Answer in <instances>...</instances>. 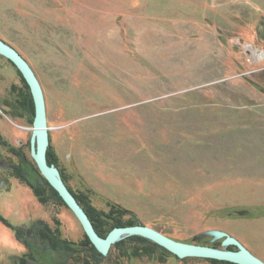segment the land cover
<instances>
[{
  "label": "rangeland",
  "instance_id": "1",
  "mask_svg": "<svg viewBox=\"0 0 264 264\" xmlns=\"http://www.w3.org/2000/svg\"><path fill=\"white\" fill-rule=\"evenodd\" d=\"M0 39L42 84L50 164L72 192L189 244L236 250L225 244L236 237L264 260V0H0ZM22 76L0 54V133L39 168L36 104L33 117L5 105ZM13 163L19 156L0 145V214L25 234L0 220V264H84L44 236L58 229L90 259L78 216L67 203L42 204L10 175ZM145 238L161 258H116L117 241L107 255L94 245L97 264L215 259Z\"/></svg>",
  "mask_w": 264,
  "mask_h": 264
},
{
  "label": "water",
  "instance_id": "2",
  "mask_svg": "<svg viewBox=\"0 0 264 264\" xmlns=\"http://www.w3.org/2000/svg\"><path fill=\"white\" fill-rule=\"evenodd\" d=\"M0 54L9 58L22 71L27 79L36 104V117L33 127L32 139V153L42 174L48 181L57 189L59 194L64 198L68 206L75 212L83 224L87 235L97 247V249L104 255H107L111 247L121 238L130 235H140L149 237L167 249L171 250L179 257H204L215 258L220 260H227L238 264H264V260L253 253L247 246H245L239 239L233 236H227L225 244H236L238 249H221L210 246H201L189 244L169 237L160 230L145 224H137L130 226H118L110 231V233L103 237L101 236L89 214L76 198L75 194L70 190L63 179L59 169L50 164L48 160V145L50 142V127L48 125L47 105L45 93L42 84L28 60L13 46L0 39ZM8 165L7 167H9ZM246 213L245 210L241 214ZM223 234V233H218Z\"/></svg>",
  "mask_w": 264,
  "mask_h": 264
},
{
  "label": "trees",
  "instance_id": "3",
  "mask_svg": "<svg viewBox=\"0 0 264 264\" xmlns=\"http://www.w3.org/2000/svg\"><path fill=\"white\" fill-rule=\"evenodd\" d=\"M23 77V87L17 90V98L16 101H8L5 100V105H8L12 109V114L14 116H24L25 114L35 115V102L31 92V87L27 80ZM16 88V86H15ZM8 101V102H7ZM16 102V103H15ZM0 145L7 148L10 153H13L16 156H19L20 163H13V168L10 171V175L16 177L20 182L29 185L32 190L34 191L35 195L38 197L39 201L44 204L48 205L50 203H58L59 205H66L64 199L59 196L58 192L50 185V183L41 175V172L37 165L31 163L27 157L24 155V152L21 148L13 146L8 143V141L3 139V136L0 133ZM48 160L49 163H53L54 155L52 152H48ZM63 179L67 182L68 177L63 172ZM36 180L37 182H35ZM42 181V182H41ZM73 190V189H72ZM74 194L81 205L85 208V210L89 213L91 219L94 222L95 228L102 236H107V234L117 226H130L139 224V220L135 213L131 212L127 208H123V206L119 205L118 203L111 202L109 213L105 211L98 210L90 201V197L85 193H76ZM0 220H2L6 225L15 229V232L19 238L24 237V231L21 227H13V225L0 214ZM56 222L60 224L59 220L56 219ZM49 229V228H48ZM43 231V230H42ZM44 236L46 240H50L51 247L60 246L64 249L69 251L70 256L73 257L74 260L77 262H81L83 260L84 264H97V257L98 250L92 244L90 238L87 236L88 244L93 245V252L96 254L92 255L90 259L86 258L81 254L80 248H78L75 242L70 241L69 239H62L60 235V231L58 229L52 230L51 228L47 230ZM44 234V231H43ZM83 245L86 243L82 242ZM65 244V245H64ZM160 246L156 244V247ZM162 247V246H160ZM233 246H231L232 248ZM165 249L164 247H162ZM150 249L147 251V238L142 236H129L124 240L118 241L113 247V253H115V257H143V256H151L157 255L161 258L162 255H159L158 249ZM157 250V251H156ZM166 250V249H165ZM92 259V260H91ZM213 264H237L230 261H223V260H216L212 259Z\"/></svg>",
  "mask_w": 264,
  "mask_h": 264
},
{
  "label": "bare ground",
  "instance_id": "4",
  "mask_svg": "<svg viewBox=\"0 0 264 264\" xmlns=\"http://www.w3.org/2000/svg\"><path fill=\"white\" fill-rule=\"evenodd\" d=\"M162 232V231H161ZM165 234V233H164ZM170 237V236H169ZM172 238V237H171ZM174 239V238H173ZM177 240V239H176Z\"/></svg>",
  "mask_w": 264,
  "mask_h": 264
}]
</instances>
